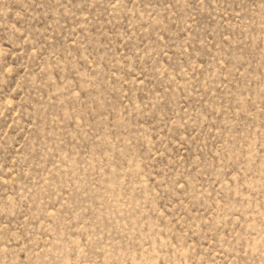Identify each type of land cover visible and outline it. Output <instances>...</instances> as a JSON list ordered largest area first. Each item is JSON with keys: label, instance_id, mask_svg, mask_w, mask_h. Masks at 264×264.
I'll return each mask as SVG.
<instances>
[{"label": "rangeland", "instance_id": "1", "mask_svg": "<svg viewBox=\"0 0 264 264\" xmlns=\"http://www.w3.org/2000/svg\"><path fill=\"white\" fill-rule=\"evenodd\" d=\"M0 264H264V0H0Z\"/></svg>", "mask_w": 264, "mask_h": 264}]
</instances>
